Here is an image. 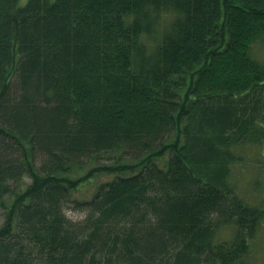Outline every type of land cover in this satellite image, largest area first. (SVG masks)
<instances>
[{
  "label": "trees",
  "instance_id": "obj_1",
  "mask_svg": "<svg viewBox=\"0 0 264 264\" xmlns=\"http://www.w3.org/2000/svg\"><path fill=\"white\" fill-rule=\"evenodd\" d=\"M259 42L264 0H0V264H244Z\"/></svg>",
  "mask_w": 264,
  "mask_h": 264
},
{
  "label": "rangeland",
  "instance_id": "obj_2",
  "mask_svg": "<svg viewBox=\"0 0 264 264\" xmlns=\"http://www.w3.org/2000/svg\"><path fill=\"white\" fill-rule=\"evenodd\" d=\"M20 5H23L27 0H19ZM253 55L260 60H264V44L257 43L253 47ZM245 162L237 164L233 168L232 180L236 182L239 196L246 199L254 205L264 207V184L263 189L255 190L252 186L255 180L260 179L264 182V142L259 146H249L244 150ZM88 191H86L87 193ZM83 191L79 195H84ZM67 214L74 219H81L84 215L69 211ZM231 229H223L217 241L229 239L231 237ZM244 264H264V221L257 231L255 239L250 243L249 253L243 259Z\"/></svg>",
  "mask_w": 264,
  "mask_h": 264
}]
</instances>
